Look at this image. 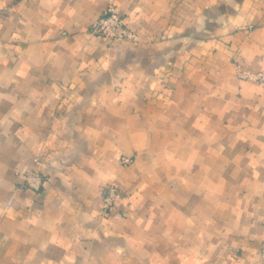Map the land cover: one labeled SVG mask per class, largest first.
Instances as JSON below:
<instances>
[{"label":"crops","instance_id":"obj_1","mask_svg":"<svg viewBox=\"0 0 264 264\" xmlns=\"http://www.w3.org/2000/svg\"><path fill=\"white\" fill-rule=\"evenodd\" d=\"M110 3L136 40L93 34ZM243 70L264 71V0H0V264H264Z\"/></svg>","mask_w":264,"mask_h":264},{"label":"built area","instance_id":"obj_2","mask_svg":"<svg viewBox=\"0 0 264 264\" xmlns=\"http://www.w3.org/2000/svg\"><path fill=\"white\" fill-rule=\"evenodd\" d=\"M91 31L108 44H115L122 40L134 41L137 37L136 31L128 24L125 16L114 3H110L104 14L93 22ZM241 76L251 78L264 86V71L243 70ZM122 160L124 163H128L132 158L124 156ZM44 183V176L40 172L30 170L25 173V185L27 187L39 190ZM121 194L122 192L117 185L109 184L103 199L104 210H109L121 197Z\"/></svg>","mask_w":264,"mask_h":264},{"label":"rangeland","instance_id":"obj_3","mask_svg":"<svg viewBox=\"0 0 264 264\" xmlns=\"http://www.w3.org/2000/svg\"><path fill=\"white\" fill-rule=\"evenodd\" d=\"M131 158V157H130ZM133 159V158H132ZM262 257H263V259H264V242L262 243Z\"/></svg>","mask_w":264,"mask_h":264}]
</instances>
